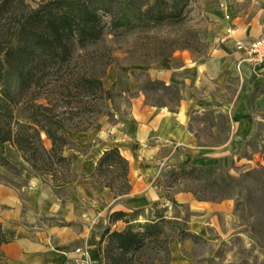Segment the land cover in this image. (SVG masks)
<instances>
[{
	"label": "rangeland",
	"instance_id": "374dc122",
	"mask_svg": "<svg viewBox=\"0 0 264 264\" xmlns=\"http://www.w3.org/2000/svg\"><path fill=\"white\" fill-rule=\"evenodd\" d=\"M41 1L24 0V4L34 7ZM124 1L127 0L117 2L115 12L119 11ZM221 1L188 0L182 21L177 24L148 29L109 30L100 43L78 52L71 67L75 70L81 67L83 71L95 72L96 75L104 71L102 84L105 89L110 90V94L97 92L90 95L87 98V110L78 108L71 112L68 107L61 108L68 111L63 116L71 129L67 134L70 144L64 147L63 155L69 157L71 163L69 174L63 176L58 173L68 182L57 184L71 183L82 177L83 174L77 168L81 163L93 160L97 151L107 146L109 141L124 138L131 146L136 145L132 103L139 96L144 95L151 107L164 106L172 111L176 110L177 104L185 98L181 85L154 77L153 68L155 65L179 66L183 56L188 57L189 61L207 59L211 36L216 33L214 15L220 13ZM237 4L253 35H260L264 31V0H237ZM110 18L109 13H103L102 19L107 27ZM106 61L109 64L104 66ZM260 71L261 68L253 69L250 77V101L251 98L264 94V82H256ZM76 103L73 102L74 105ZM247 110L255 129L237 145L232 155L223 154L218 160L208 163L196 160L193 164L201 166V170L194 173L181 171L177 166L182 161L169 162L170 165L163 172L164 201L169 205L167 217H183L186 212L190 213L186 229L198 235V238H190L195 245L193 254L197 257V264H264V104ZM215 122V115L210 110L193 115L191 126L201 142L210 143L229 138L228 124L222 116L218 117L220 136L218 139L212 136L211 126ZM45 143L49 145V141L45 140ZM4 154L10 163L0 164V178L38 177L42 180L9 141L4 144ZM210 165L215 168L207 170ZM57 167L60 171V167ZM116 171L117 169H112L109 174L97 176L102 184L111 181L114 194L125 189L120 178H114ZM50 178L44 176L47 181ZM127 178L129 180L128 175ZM98 185L100 189L102 185ZM166 189L169 197L175 199L177 204H172L165 197ZM185 192L210 202H228L226 214L223 210L212 211L209 239L189 230L191 219L198 213L182 200ZM64 193V190L58 191L59 195ZM134 221H144V218L139 216ZM112 228L114 229L113 226ZM107 246V242H103L102 247ZM142 252L127 254L120 264H149L153 258H164L163 252H156L152 245H148ZM114 255L120 257L117 252ZM158 259L156 262H160ZM104 261L105 264L112 263L109 258Z\"/></svg>",
	"mask_w": 264,
	"mask_h": 264
},
{
	"label": "crops",
	"instance_id": "0c3cea01",
	"mask_svg": "<svg viewBox=\"0 0 264 264\" xmlns=\"http://www.w3.org/2000/svg\"><path fill=\"white\" fill-rule=\"evenodd\" d=\"M221 5L220 13L214 15L216 33L211 36L207 59L189 61L183 56L179 66L153 68L154 77L181 85L185 98L176 110L151 107L144 95L139 96L132 103L136 145L116 138L101 149L103 153L117 146L127 159L128 193L115 196L108 187L99 189L92 173L101 154L80 164L77 169L82 177L63 185L38 177L0 178V226L5 235L0 245V264H72V252L77 246H86L94 264H101L97 241L107 226L108 212L164 200L163 172L169 162H213L223 154L232 155L233 147L254 132L255 125L247 109L264 104V94L250 101L253 67L243 62L241 74L238 73L236 63L240 53L235 43L258 35H253L241 16L237 0H222ZM260 68L262 72L256 82H264V66ZM206 110L215 115L211 132L216 139L221 133L218 117H225L227 140L210 143L199 140L191 126L192 117ZM59 190H64V195H59ZM182 200L198 213L190 224L200 226L201 231L189 230L209 239L212 211L223 210L226 214L228 202L199 200L190 192L183 193ZM124 224L118 220L110 225L111 230L112 226L122 229ZM168 248V264H197L195 245L190 238L170 237Z\"/></svg>",
	"mask_w": 264,
	"mask_h": 264
},
{
	"label": "trees",
	"instance_id": "16d2710c",
	"mask_svg": "<svg viewBox=\"0 0 264 264\" xmlns=\"http://www.w3.org/2000/svg\"><path fill=\"white\" fill-rule=\"evenodd\" d=\"M118 1L42 0L33 7L25 5L24 0H0V164L10 163L4 154V144L9 141L42 181L68 182L62 175L69 174L71 161L63 150L70 144L67 134L71 129L63 116L68 111L61 108L68 107L71 112L78 108L87 110L90 95L110 94L102 84L104 71L96 75L81 67L77 70L71 67L78 52L100 43L109 30L177 24L182 21L188 3V0H127L115 12ZM103 13L110 14L108 27L103 22ZM108 64L106 61L104 66ZM74 101L79 105H74ZM177 167L192 173L201 170L192 161ZM214 168L210 165L207 170ZM112 169H117L114 178H120L125 186L115 196L128 193V161L117 146L103 151L92 173L99 184L111 191V181L102 184L97 176L109 174ZM45 175L51 178L47 181ZM165 195L172 204L178 203L169 197L167 189ZM168 209L169 205L158 199L141 207L108 212L107 226L97 241L100 263L105 264L104 259L109 258L111 264H120L127 254L142 252L152 245L156 252H163L164 258H153L149 264L157 259L167 264L170 237L198 238L186 229L189 212L183 217H167ZM139 216L144 221H134ZM118 220L126 226L111 230L110 225ZM4 241L0 226V245ZM103 242L108 246L103 248Z\"/></svg>",
	"mask_w": 264,
	"mask_h": 264
},
{
	"label": "built area",
	"instance_id": "2783aa9c",
	"mask_svg": "<svg viewBox=\"0 0 264 264\" xmlns=\"http://www.w3.org/2000/svg\"><path fill=\"white\" fill-rule=\"evenodd\" d=\"M235 49L240 53V57L236 63L239 74H241L240 66L243 62L250 63L254 70L264 66V31L256 37L237 41ZM72 253V264H94L89 249L86 246H77Z\"/></svg>",
	"mask_w": 264,
	"mask_h": 264
},
{
	"label": "bare ground",
	"instance_id": "6f19581e",
	"mask_svg": "<svg viewBox=\"0 0 264 264\" xmlns=\"http://www.w3.org/2000/svg\"><path fill=\"white\" fill-rule=\"evenodd\" d=\"M101 153H102L101 149L97 151V155H100ZM191 228L196 230V231H199V232L201 231V227L200 226H193L192 225Z\"/></svg>",
	"mask_w": 264,
	"mask_h": 264
}]
</instances>
